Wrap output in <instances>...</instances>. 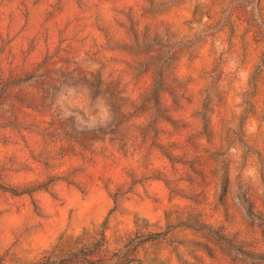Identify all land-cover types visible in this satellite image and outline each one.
I'll use <instances>...</instances> for the list:
<instances>
[{
    "label": "rangeland",
    "instance_id": "1",
    "mask_svg": "<svg viewBox=\"0 0 264 264\" xmlns=\"http://www.w3.org/2000/svg\"><path fill=\"white\" fill-rule=\"evenodd\" d=\"M141 219L132 264H264V0H0V264Z\"/></svg>",
    "mask_w": 264,
    "mask_h": 264
},
{
    "label": "trees",
    "instance_id": "2",
    "mask_svg": "<svg viewBox=\"0 0 264 264\" xmlns=\"http://www.w3.org/2000/svg\"><path fill=\"white\" fill-rule=\"evenodd\" d=\"M197 224L201 229H206L205 225L199 222ZM136 226L139 232H142V237L132 239V235H129L127 243L112 255H109L108 251L107 220H105L93 236L90 232L83 231L73 248L61 251L59 254L53 250L36 261L24 264H132L139 262L140 260L136 258L138 246L160 238L161 232L151 230V224L146 219L138 220Z\"/></svg>",
    "mask_w": 264,
    "mask_h": 264
}]
</instances>
